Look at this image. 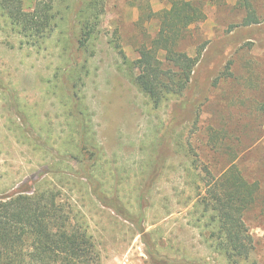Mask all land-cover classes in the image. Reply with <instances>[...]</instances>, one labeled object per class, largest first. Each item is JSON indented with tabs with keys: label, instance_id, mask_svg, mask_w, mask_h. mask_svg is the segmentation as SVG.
<instances>
[{
	"label": "rangeland",
	"instance_id": "rangeland-1",
	"mask_svg": "<svg viewBox=\"0 0 264 264\" xmlns=\"http://www.w3.org/2000/svg\"><path fill=\"white\" fill-rule=\"evenodd\" d=\"M91 1L55 0L53 32L34 42L0 0V195L59 191L103 264H229L196 219L208 171L235 161L260 184L245 215L254 249L239 264H264V0H250L262 21L249 26L240 0H199L206 19L180 48L200 61L159 105L136 85L135 62L171 0Z\"/></svg>",
	"mask_w": 264,
	"mask_h": 264
},
{
	"label": "trees",
	"instance_id": "trees-1",
	"mask_svg": "<svg viewBox=\"0 0 264 264\" xmlns=\"http://www.w3.org/2000/svg\"><path fill=\"white\" fill-rule=\"evenodd\" d=\"M239 2L246 10L244 26L261 23L250 0ZM54 3L35 0L27 6L25 0H1L11 22L34 42L53 32ZM152 14L159 19V27L151 42L139 48L135 83L159 105L167 95L186 90L201 53L184 56L180 44L194 23L206 19V12L199 0H171L170 8ZM93 33L92 27L86 28L80 39L82 46ZM208 173L206 191L199 201L202 214L196 222L229 264H239L254 249L245 215L256 202L260 184L247 179L235 161L218 176ZM126 216L135 223L134 215ZM101 253L89 226L80 221L59 191L22 185L15 192L0 195V264H103Z\"/></svg>",
	"mask_w": 264,
	"mask_h": 264
},
{
	"label": "crops",
	"instance_id": "crops-1",
	"mask_svg": "<svg viewBox=\"0 0 264 264\" xmlns=\"http://www.w3.org/2000/svg\"><path fill=\"white\" fill-rule=\"evenodd\" d=\"M117 196L120 198V194H119V193H118ZM96 198H97V197H95V199H96ZM95 199H94V200H95ZM148 208H152V207H147L146 210H147ZM153 209H155L156 212H157V210H160V209L157 208V207H155V208H153ZM144 213H145V211H144ZM112 214L115 215L116 212L114 211V212H112ZM157 214L161 215L163 222H164V221H168V220L170 219V218H169V217H170L169 212H165V211L160 212V211H159ZM172 214H173V213H172ZM115 216H116V215H115ZM145 223H146V221H145ZM146 224L149 225V226L147 227V230H155V229H156V227L152 229V226H150V224H148V223H146ZM135 239L138 240L137 237H136ZM120 262H121L122 264H128V263L130 262V258H129L128 256H126L124 259H120Z\"/></svg>",
	"mask_w": 264,
	"mask_h": 264
}]
</instances>
